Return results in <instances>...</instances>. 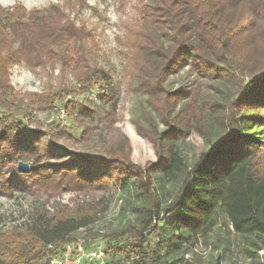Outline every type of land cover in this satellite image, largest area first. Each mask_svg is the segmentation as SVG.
<instances>
[{
    "label": "trees",
    "instance_id": "1",
    "mask_svg": "<svg viewBox=\"0 0 264 264\" xmlns=\"http://www.w3.org/2000/svg\"><path fill=\"white\" fill-rule=\"evenodd\" d=\"M148 1L141 11L144 26L124 58L126 74L152 106L162 108L165 124L152 134L155 161L143 165L129 157V140L116 126L117 89L106 71L90 65L87 36L62 16L0 7V192L21 191L39 201L28 217L0 234V264H44L74 240L72 233L98 220L105 195L121 190L136 197L130 209L137 223L103 235L109 264H178L174 255L188 253L218 212L235 233L257 238L250 242L256 250L264 249V0ZM16 64L34 72L59 67L79 86L17 92L9 73ZM183 68L232 81L237 93L208 109L194 95L181 102L189 93L171 92L164 82ZM238 73L248 81H235ZM98 77L105 84L96 89L100 103L92 106L85 94ZM57 104L72 117L78 135L67 126L53 127L44 139L27 128L31 111ZM212 122L219 129L215 138ZM192 128L205 130L208 146L186 165L179 144ZM19 161L31 162L27 173L18 170ZM167 183L176 188L166 195ZM61 193L88 201L49 206Z\"/></svg>",
    "mask_w": 264,
    "mask_h": 264
},
{
    "label": "rangeland",
    "instance_id": "2",
    "mask_svg": "<svg viewBox=\"0 0 264 264\" xmlns=\"http://www.w3.org/2000/svg\"><path fill=\"white\" fill-rule=\"evenodd\" d=\"M148 3V0H0L2 8L19 7L25 12L46 13L55 19L62 16L87 36L85 47L91 59L90 65L106 71L111 83L116 87L118 92L116 126L129 140L130 159L141 165L155 161L152 134L165 129L162 116L158 112L162 108L152 106L147 95L135 86L132 76L126 74L128 70L124 62L125 55L131 51L129 45L136 40L137 31L144 26L141 11ZM9 73L11 84L20 93H42L58 84L79 86L68 71L60 72L59 67L50 71L47 68H39L34 72L23 64H16L10 68ZM235 79L242 83L248 81L244 73H238ZM97 80L92 87L94 90L105 84L100 77ZM164 86L171 92L180 89L187 91L188 96L181 102L187 103L194 95L198 103H205V109L215 102L223 103L227 97L233 98L237 93L234 82L222 77L211 79L193 75L187 68L168 76ZM76 97L82 99L83 94ZM162 104L164 109H167L164 100ZM48 110L31 111L27 119V128L43 133L44 139L50 138L55 132L53 127L45 123ZM68 118L66 130L78 135V127L72 117ZM204 132V129L192 128L179 144L186 165H191L199 153L208 146ZM218 132V125L212 122L211 138H215ZM58 143L68 146L62 140ZM25 163L28 164L29 171L31 162ZM175 188V183H167L162 191L167 195ZM100 195L98 197H101ZM104 200L107 202L106 208L98 220L88 230L80 229L72 233L74 240L86 239L91 244L102 242L104 246L103 235L136 225L137 214L130 209V203L135 202L136 197L131 191L121 190L114 197L105 195ZM86 201L87 196L81 194L61 193L55 199H50L49 206L53 207L58 203L73 205ZM38 202L35 197L25 192L16 191L11 195L0 192V234L28 217ZM214 219L211 228L200 234L198 241L188 253L182 255L181 251L174 255L180 259L178 264H264V249L256 250L250 244L252 239L257 238L235 233L222 212H218ZM245 249L256 251L255 258H248ZM116 259H120V256L117 255Z\"/></svg>",
    "mask_w": 264,
    "mask_h": 264
},
{
    "label": "built area",
    "instance_id": "3",
    "mask_svg": "<svg viewBox=\"0 0 264 264\" xmlns=\"http://www.w3.org/2000/svg\"><path fill=\"white\" fill-rule=\"evenodd\" d=\"M85 97L92 104L100 103L97 90L88 91ZM68 120L65 107L57 104L47 111L45 123L51 127H65ZM44 264H109V253L102 242L91 244L86 239L69 240L61 245L57 253L49 256Z\"/></svg>",
    "mask_w": 264,
    "mask_h": 264
},
{
    "label": "water",
    "instance_id": "4",
    "mask_svg": "<svg viewBox=\"0 0 264 264\" xmlns=\"http://www.w3.org/2000/svg\"><path fill=\"white\" fill-rule=\"evenodd\" d=\"M17 168L20 172H27L29 167L27 163L19 161L17 164Z\"/></svg>",
    "mask_w": 264,
    "mask_h": 264
}]
</instances>
